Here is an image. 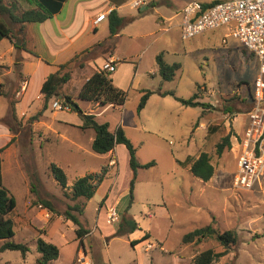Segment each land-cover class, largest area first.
Returning <instances> with one entry per match:
<instances>
[{
  "label": "rangeland",
  "instance_id": "374dc122",
  "mask_svg": "<svg viewBox=\"0 0 264 264\" xmlns=\"http://www.w3.org/2000/svg\"><path fill=\"white\" fill-rule=\"evenodd\" d=\"M15 1H18V13L37 8L29 0H3L9 6ZM132 1L122 9V18L127 22L115 41L107 42L110 36L107 28L94 34L90 26L75 50L89 51L81 52L76 58L75 51L60 55L59 63L75 58L65 70L70 68L74 79L64 86L62 93H69L83 113H102L97 115V121L109 123L111 131L122 127L137 148L139 163L156 165L138 171L132 201L133 172L128 150L122 145L113 155L95 153L92 149L95 132L81 128L80 113L68 107L53 108L55 101L63 104V98L52 99L45 111L43 102L42 118L34 113L16 123L11 114L16 138L11 153L3 157L4 186L17 201V208L10 215L15 222L14 241L27 245L30 251L25 258L18 251L0 253V264H36L41 256L37 249L39 237L60 249L58 260L52 264H194L196 255L203 251L224 250L217 239L183 243L186 234L210 225L221 233L235 230L239 235V244L215 264H264V176L252 191L234 186L238 174L236 138L245 137L256 82L260 77L264 81V60L247 51L234 37L227 36L224 42L229 34L226 27L183 40V10L188 3L203 0L185 4V0H156V8L147 10L143 16L139 10L145 6L133 9ZM82 2L70 0L60 20L67 18L70 23ZM78 15L74 32L83 29L91 12L80 8ZM12 27L14 49L6 55L7 65L0 61L3 64L0 117H6L10 111L11 90L15 86L21 89L24 81L16 77L17 57L34 52L45 63H52L57 51L68 45L59 19L45 25ZM19 38L25 43L24 50L14 46ZM3 42L0 49L4 52L10 42L8 39ZM100 44L106 47L100 48ZM100 50L111 51L119 59L117 73L110 77L114 85L128 91L122 107H95L78 98L81 82H76V77L86 78L102 69ZM161 53L167 63L181 66L173 81L162 82L156 62ZM46 69H50L47 64ZM198 87H201L198 101L207 105L205 109L188 107L180 101L191 100ZM143 90L154 94L140 110ZM225 108L232 112L227 113ZM24 109L17 107L20 118ZM229 134H233L232 149H225L219 156L216 146ZM204 152L211 155L215 166L214 177L209 182L194 177L189 168L190 161ZM111 160L114 168L110 167L95 196L91 200L73 201L74 183L88 174L99 173ZM51 164L64 169L68 176L66 189L51 175ZM106 197L108 200L104 201ZM38 200L51 201L57 213L35 205ZM75 204L86 205L79 216L80 226L68 221L65 215L68 207ZM113 210L119 220L109 224L108 213ZM126 221L129 224L134 221L137 229L132 231ZM80 227L90 231L82 246L76 233ZM145 234L150 238L141 241ZM133 241L141 242L134 247Z\"/></svg>",
  "mask_w": 264,
  "mask_h": 264
},
{
  "label": "trees",
  "instance_id": "16d2710c",
  "mask_svg": "<svg viewBox=\"0 0 264 264\" xmlns=\"http://www.w3.org/2000/svg\"><path fill=\"white\" fill-rule=\"evenodd\" d=\"M31 4H35L37 8L23 10L18 13V1H15L10 6L4 4L3 0H0V43L8 39L12 41L14 39L15 33L12 26L21 25L22 27L27 24H42L47 20H50L54 15L60 13L64 4L67 0H29ZM217 2L207 4L206 7L211 6ZM156 7L155 3L151 1L148 8L154 9ZM9 20V21H8ZM109 20V30L110 36L108 38L110 42L114 41L116 35H118L121 27L123 26L124 20L118 15L116 11H112L108 17ZM21 27V31H24ZM15 48L19 50L25 49V43L21 47L17 46V42L14 44ZM31 55L36 58H40L39 55L34 52H30ZM68 62L66 64L60 65V70L55 74H51L47 77L42 85L41 93L44 96V111L48 108V103L52 99H59L63 97V104L68 107L71 111H77L81 115L83 125L81 128L83 130H93L95 132V138L92 143V149L95 153L100 155H106L113 152L117 145H124L129 152V164L133 172V179L131 181V200L133 201V191L135 180L137 178V173L140 169L155 166L154 162L147 165H142L139 163L137 158V148L128 139L124 129L118 127L117 130L111 131L109 123H100L97 121L96 116L92 114L83 113L80 108L72 107L75 102L73 99L62 93L65 85H67L72 80V72L65 71L68 66L72 63ZM158 72L161 76L162 82L173 81L178 72L181 69L179 64H169L164 59V54L161 53L156 58ZM111 72L100 69V71L95 72L83 85L79 92L78 98L82 101L97 104L102 107L113 106L122 107L125 105L128 99V91H125L119 87H116L113 83V79L110 77ZM21 77V76H20ZM198 87V92L193 96L191 100H180L185 106L188 107H201L206 108V104L198 101L201 99ZM143 96L139 106L140 110H143L148 100L154 94L151 91L143 90ZM166 95V94H165ZM254 99V96H253ZM211 107L210 105H208ZM227 113L232 112L229 108H225ZM43 112L38 115L41 116ZM12 116L16 119V112L14 109V103H12ZM233 134L225 136L222 141L216 146L217 154L222 156L225 149H232V138ZM14 139L10 144L14 143ZM8 146L0 149V241L3 244L0 246V253L5 251H18L21 252L25 258L30 251L27 245L19 244L14 241L15 238V222L10 216L17 208V201L12 195L10 190L4 186L3 178V158L2 155ZM191 165L190 172L194 177L200 179L203 182H209L212 180L215 174V166L212 162V157L209 153H201L199 157L190 161ZM50 172L55 181L64 189L68 187V176L64 169L57 164H51ZM109 173V165L103 166L99 173L88 174L80 179H78L72 186L71 198L73 201L79 199L91 200L98 189L101 187L107 175ZM34 189V188H33ZM107 197L104 199L106 201ZM35 205H39L42 208L48 209L51 213H57L54 205L49 200H38ZM86 205H70L65 212L67 220H71L75 225L80 226L79 216H81L85 211ZM129 224V222L126 221ZM129 226L131 230L137 229V224L131 221ZM124 227V225H122ZM77 239L80 241V245H83V238L87 236L90 231L80 227L76 231ZM150 238L149 234H145L141 241L148 240ZM209 239H217L219 243L224 247V250L217 252L214 249H208L196 255L194 258V264H215L223 257L227 256L233 247L239 244V235L235 230H228L223 233L219 232L214 226H206L199 228L191 233H188L183 238L184 244L201 243ZM141 241H133L132 246L138 245ZM37 249L40 253V258L36 261V264H52L57 261L60 255V249L57 245L44 240L39 237L37 240ZM6 264H12L10 262Z\"/></svg>",
  "mask_w": 264,
  "mask_h": 264
},
{
  "label": "built area",
  "instance_id": "2783aa9c",
  "mask_svg": "<svg viewBox=\"0 0 264 264\" xmlns=\"http://www.w3.org/2000/svg\"><path fill=\"white\" fill-rule=\"evenodd\" d=\"M151 0H133L132 7L140 9ZM199 1L188 3L182 13L181 36L183 40L192 39L208 31L226 27L227 36L238 39L244 48L264 60V0H224L211 6ZM108 13L99 15L96 23L108 18ZM111 73L116 71L113 60L103 68ZM264 71V69H263ZM28 81L22 84L25 91ZM264 81L258 78L255 88L254 106L249 112L250 122L243 139L236 138L238 152V174L234 186L240 190L252 191L264 176ZM64 104L53 103L55 110H63ZM119 220L116 211L108 213L107 221L114 224Z\"/></svg>",
  "mask_w": 264,
  "mask_h": 264
},
{
  "label": "crops",
  "instance_id": "0c3cea01",
  "mask_svg": "<svg viewBox=\"0 0 264 264\" xmlns=\"http://www.w3.org/2000/svg\"><path fill=\"white\" fill-rule=\"evenodd\" d=\"M69 1L70 0H67V2L64 4L60 13L54 15V17L52 19L47 20L46 22L42 23L45 25L49 21L59 19V23L62 24V34H63V36H67L68 45L64 48H60L57 51V53H58L57 58L52 63H45L41 59V57L36 58L35 56H33L29 53H28L29 55H27L26 57H21V58L19 56L17 57V64H19L18 65L19 70L16 72L17 80H18V77L21 76L20 78H23L24 81L25 80L28 81V85H27V88L25 91H22V87H21V89H19V88L16 89V86L11 90L10 104L14 103V109L16 112V119H14L13 116H12V119L16 123L22 121L24 119V117H26V120H27L30 118V116L32 114H34V113L39 114L40 112H42L43 102H44V96L41 93L42 85L49 75L55 74L56 72H58L60 70V68H59L60 65L66 64V63H59L58 60L60 58V55L63 53H66V52L68 53L69 51H71V52L75 51L76 48H78L77 46H79L83 42V38H84V35L86 34V32L88 30V27L91 26V31L94 34L98 33L101 28H102V30L105 28H107L109 30L108 18L106 20L100 22V23H96V18L99 15L104 14V13L110 14L112 11H116L118 13V15L122 18V16H124L121 13L122 9L124 8V6L128 5L131 0H79V1H83L85 3L82 2L77 6V11L72 16V20L70 21V23H67L68 19L65 18L64 20H60V16L62 15V13H63V11H64V9H65V7ZM151 1H153L156 5V0H151ZM189 1H191V0H185L184 4L189 2ZM219 1H224V0H203V2H201V3L202 4H211L213 2H219ZM132 2H131V5H132ZM148 5L145 6L142 10H139L140 16H143L147 10H154L156 8L155 7L154 9H150V8H148ZM80 8L85 9L87 12H91V17L89 19H86L83 29H80L79 31L77 30L76 32H74L73 31L74 24L79 19V16L81 15V14L78 15ZM133 9H135V8H133ZM82 13H83V11H82ZM108 17H109V15H108ZM122 19L124 20V24H125L127 22V20H125L124 18H122ZM173 19H174V17H172L170 20H173ZM161 23H163V24L165 23L163 18L161 19ZM166 31H167V29H166ZM109 34H110V30H109ZM119 36H120V31H119L118 35L115 36L114 41ZM3 41L0 43V45L2 43H4ZM9 42H10V44L6 46V50L4 52L0 49V53H1L0 61H4V65H7V56L6 55L11 53L14 49L11 41H9ZM107 42H108V39H107ZM109 42H110V40H109ZM99 47L105 48L106 46H103L102 44H100ZM79 50H83V48H81ZM84 51H89V50L85 49L81 52H84ZM106 52L111 53V51H106V50L105 51L102 50V52L100 50V52L98 53V55L103 54L102 55L103 63L101 65L102 69L104 68L105 64L107 62H109V60H113L115 62V65H116V71L113 73L116 74L117 73V63L119 62V59L113 53H111V54L109 53V55H105ZM80 53H77V51H75V58ZM75 58H72L70 61H67V63L73 61ZM19 61H21V62H19ZM46 64H47V66H49V68H50L49 70L46 69ZM2 65L3 64H0V67H2ZM69 71H71L70 68H69ZM92 75L93 74L88 75V76L86 75V78H85V75L81 76V77H79V76L76 77V82H81L80 90L82 89L84 83ZM16 77H15V81H16ZM73 79H74V73L72 72V80L71 81H73ZM10 81H12V79ZM113 81H114V79H113ZM13 84H15V83H13ZM115 86L119 87L118 85H115ZM64 91H65V93L67 92L66 90H64ZM67 95L70 96L69 93H67ZM94 105H95V107H102V106H99L97 104H94ZM18 106L25 108L24 111L22 112V114H23L22 118H20L18 113H17V107ZM109 106H111V105H109ZM109 106H106V107H109ZM30 112H33V113H30ZM11 114H12V106H11L10 111L6 117H0V149L8 146L7 149L5 150V152L3 153L2 158L4 157V155L6 153H11L10 150L12 149L13 144H10V142L12 141V139L16 138V135L14 134L13 129H12V127H13L12 122H10V115ZM100 114H102V113H98V114L96 113L95 114L96 119H97V115L99 116ZM43 116H44V113L41 115V118ZM121 146L122 145H117L115 150L109 154L113 155L114 153H116V151ZM113 162H114V160H111V162L109 164V169H110V167H111V169L114 168ZM117 167H119V162H117ZM190 167H191V165L189 164V168ZM106 200H108V199H106Z\"/></svg>",
  "mask_w": 264,
  "mask_h": 264
},
{
  "label": "water",
  "instance_id": "95a60500",
  "mask_svg": "<svg viewBox=\"0 0 264 264\" xmlns=\"http://www.w3.org/2000/svg\"><path fill=\"white\" fill-rule=\"evenodd\" d=\"M22 43H23L22 38H19V40H18V42H17V46H18V47H21V46H22ZM60 98L62 99L63 97H60ZM72 107H74V108H76V109L79 108V107L76 105V103L73 104Z\"/></svg>",
  "mask_w": 264,
  "mask_h": 264
}]
</instances>
